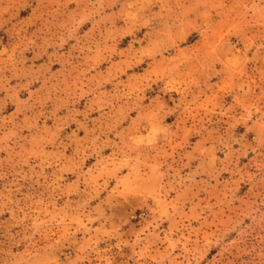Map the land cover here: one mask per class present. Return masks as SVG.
Segmentation results:
<instances>
[{
    "label": "rangeland",
    "instance_id": "obj_1",
    "mask_svg": "<svg viewBox=\"0 0 264 264\" xmlns=\"http://www.w3.org/2000/svg\"><path fill=\"white\" fill-rule=\"evenodd\" d=\"M0 264H264V0H0Z\"/></svg>",
    "mask_w": 264,
    "mask_h": 264
}]
</instances>
